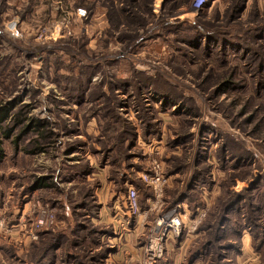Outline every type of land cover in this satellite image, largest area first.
I'll return each mask as SVG.
<instances>
[{
    "label": "rangeland",
    "instance_id": "rangeland-1",
    "mask_svg": "<svg viewBox=\"0 0 264 264\" xmlns=\"http://www.w3.org/2000/svg\"><path fill=\"white\" fill-rule=\"evenodd\" d=\"M7 104L0 264H264V0H0Z\"/></svg>",
    "mask_w": 264,
    "mask_h": 264
},
{
    "label": "built area",
    "instance_id": "built-area-1",
    "mask_svg": "<svg viewBox=\"0 0 264 264\" xmlns=\"http://www.w3.org/2000/svg\"><path fill=\"white\" fill-rule=\"evenodd\" d=\"M210 1L211 0H192V6L195 10H199ZM15 24V21L9 24L10 30L16 28ZM14 34L16 35L17 33ZM143 180L156 189L160 186L161 176L159 175L157 169L153 168L152 173L147 175ZM127 203L129 205L128 209L132 214L137 217L141 215L138 212L137 192L133 187H129L127 190ZM182 223L183 220L178 213L167 214L164 219H160L158 222V225L161 226L159 239L161 240L164 236L168 237L170 234H178L182 228ZM157 244L158 246L153 250V252H155L154 255H158L161 252V244Z\"/></svg>",
    "mask_w": 264,
    "mask_h": 264
},
{
    "label": "trees",
    "instance_id": "trees-1",
    "mask_svg": "<svg viewBox=\"0 0 264 264\" xmlns=\"http://www.w3.org/2000/svg\"><path fill=\"white\" fill-rule=\"evenodd\" d=\"M234 6H236V5L234 4ZM229 84L230 83H222V88L225 86H229ZM9 110H10V105H8V104L7 105H0V122H2L4 120V118L8 115ZM17 122H21V121L17 119ZM41 127H42V125L40 124V121H37V122L31 121V122L27 123V127L21 129L20 132H22V131L26 132L28 130V128H29V130H31V129L39 130ZM9 129L4 130L3 134H5V135L8 134ZM19 133H18V135H19ZM37 134H38V137L33 138L28 143V145L30 146V149L27 150L28 153H38V152L43 151L44 147L41 146L40 140H45L46 138L52 136V132L48 133L46 131H41V130ZM18 135L15 136L14 142L17 141V139H19ZM53 136H54V134H53ZM106 150H107V152L110 151L111 150L110 146H108V148ZM1 154H2V149H1V145H0V157H1ZM39 185L44 186L42 183H39ZM243 198H245V197H240L238 200H242ZM232 204H235V201H232L230 205H232ZM227 208H228V206L225 207V209H227ZM236 214L240 215L239 211Z\"/></svg>",
    "mask_w": 264,
    "mask_h": 264
}]
</instances>
